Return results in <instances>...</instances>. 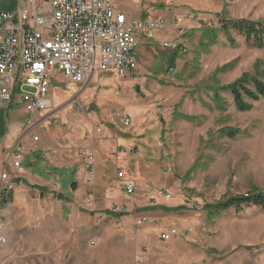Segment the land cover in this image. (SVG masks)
Wrapping results in <instances>:
<instances>
[{
	"label": "rangeland",
	"instance_id": "rangeland-1",
	"mask_svg": "<svg viewBox=\"0 0 264 264\" xmlns=\"http://www.w3.org/2000/svg\"><path fill=\"white\" fill-rule=\"evenodd\" d=\"M168 1L116 3L125 7L140 3L142 16L169 20L172 11ZM173 1L177 15H184L188 9L196 13L194 19H184L174 28L177 33L183 30L172 39L177 48L149 43L145 46L149 53L133 73L125 76L96 72L86 83L73 84L55 73L50 90L52 108L44 112L41 128H53L61 144L65 141V151L60 153L65 162L75 156L88 137L143 131L140 151L133 153V144L123 147L120 143L118 155L132 159L129 170L137 162L158 182L161 151L162 178L171 184L155 188L151 196L139 197L146 203L164 202L180 205L181 209L161 211V218L148 217L141 226L132 222L130 231L125 232L113 215H93L84 202L60 217L53 204H38L33 194L25 203L0 205V232L7 238L0 243V264H264L263 209L244 206L240 211L229 209L208 217L203 208L228 195L264 191V102L251 101V108L241 111L229 92L220 91L225 106L218 107L209 89L231 83L243 73L254 74L255 63H264V47L247 45L235 32L229 35L234 42L222 32L217 34V43L209 44L208 38H202L205 28L219 27L220 16L264 19V0ZM163 30L170 33L169 28ZM259 73L264 80V70ZM22 109L21 105L14 106L12 114L27 125L32 114ZM126 116L129 126L124 125ZM95 125L102 126L100 132ZM226 127L240 133L230 139L221 132ZM154 155L156 160L150 161ZM31 158L29 155L23 161L25 170L45 179L52 172V181L64 196H70L76 179L74 169L50 167L40 160L29 166ZM192 163L197 165L196 170L186 174ZM51 193L55 196V189ZM53 203L58 207V202ZM114 203L124 204V215L134 216L138 211L128 207L125 200ZM149 223L160 229L173 225L180 231H192L175 241L161 242L160 247L150 246L142 239ZM93 238L96 245L90 244Z\"/></svg>",
	"mask_w": 264,
	"mask_h": 264
},
{
	"label": "built area",
	"instance_id": "built-area-1",
	"mask_svg": "<svg viewBox=\"0 0 264 264\" xmlns=\"http://www.w3.org/2000/svg\"><path fill=\"white\" fill-rule=\"evenodd\" d=\"M167 7L172 11L169 20L153 15L128 20L118 11L116 0H25L17 11H0V106L21 105L31 113L24 136L37 141L35 129L43 119L40 114L52 108L50 86L54 74L59 72L73 84H84L96 72L119 76L133 73L137 68L134 50L140 33L153 38L155 32L168 26L178 28L184 19L196 16L191 9L182 16L175 14L173 0L167 2ZM163 45L177 48L172 41ZM129 122L125 117L124 125ZM95 130L100 132L101 126L95 125ZM80 151L86 156L85 184L92 185L94 151ZM25 152L26 146L20 140L7 153L6 165L12 172L4 167L0 171V197L14 189V179L23 170ZM121 178L123 172L118 170L108 185L116 186ZM125 190L133 192L134 184L126 183ZM113 208L123 211L124 205ZM147 220V216H139L134 225L141 226ZM191 231L186 228L184 233L189 235ZM176 234L178 229L171 226L160 233V238L166 241ZM5 242L0 235V243ZM90 244L96 245L97 239H91Z\"/></svg>",
	"mask_w": 264,
	"mask_h": 264
},
{
	"label": "crops",
	"instance_id": "crops-1",
	"mask_svg": "<svg viewBox=\"0 0 264 264\" xmlns=\"http://www.w3.org/2000/svg\"><path fill=\"white\" fill-rule=\"evenodd\" d=\"M24 5L25 0H0V11L14 12ZM116 7L118 11L124 14L128 20H137L147 16H142L144 11L138 9L140 7V3L137 7H134L133 4L130 7H125L123 4L121 5L120 3H116ZM167 28H169L170 33H162L165 30H160L154 33L153 38H147L141 33L138 35V42L134 50L137 65H139L140 60L145 58V54L149 53L148 48H145V46H148L149 43L159 44L160 42H170L172 41L173 37L177 38L178 33L174 31V28L170 26ZM139 45L142 47H139ZM56 73L58 74L59 72ZM51 102L53 104L52 99ZM14 106L9 108L0 106V171L4 167L9 173L12 172L10 167L6 165L7 153H9L14 145L21 140L26 146V152L24 153L23 161H25L29 155L32 157L31 162L28 163L29 166L34 165L36 162H38V160H40L42 164L49 165L50 167H56L58 169L63 167L72 168L76 171V179L75 182L71 184L72 193L70 196H64L59 190L58 186L52 181V172H48L50 177L45 179L40 175L33 174L23 168L20 177H15L14 179V189L9 194L5 195L6 201L0 202V205L2 204V206H4L10 202L14 205L25 203L27 199H32L33 194H36L38 204H53L55 211L59 213L60 217H63L65 213H68L70 210H72L73 206L84 202L90 206V212H92L93 215L98 214L102 215V217L113 215L114 220L121 222V224L124 226L125 232L130 231L132 222L134 223V217L138 214L149 213L147 217L152 218L153 216V218H156V216H159L158 218H161V211L167 213L181 209L180 205H169L164 204V202H155L151 200L146 203L141 197H139L140 194H147L148 196H151L154 193L155 188L159 186L166 187L167 185L170 186L171 184L169 179L164 180V177L162 178L161 151L158 159L160 162H157V178H159L158 182H156V179L150 172L143 169L137 164V162H134V167L132 166V170H129L128 166L132 164V159L129 160V156L119 157L118 155V147L120 143H123V147L133 144V148L131 149L133 153L140 151L142 149V144H144L143 138L145 135L143 131L141 133H137L132 130L126 136L107 134L106 137L102 138L98 135H94L92 138L88 137L85 140V145L77 148L75 156L73 158L71 157L68 162H65V160L60 158V153L65 151V141L63 140V144H61V140L53 133V128L49 129V131H43L41 128L42 124H44L43 121L40 126L38 125L35 129V134L38 135L37 141H31V139L25 137L24 132L26 125L24 122L16 119L12 114ZM22 108L23 107L21 106V109ZM45 114L46 113H44V115L41 117H45ZM129 125L130 122L127 126ZM84 148L93 149L95 154L94 181L92 185L85 184L86 156L80 151ZM40 150L43 151L41 155L34 154ZM120 153L124 154L127 152L121 151ZM154 160H156L155 155L153 159H150V161ZM118 170L123 172V178H121L116 186L111 187L108 185V181L116 176ZM126 183L134 184L133 192H126ZM114 188L120 189L119 191H115ZM54 189L56 191L55 196L51 193V191ZM54 200L58 202V207L57 205H54ZM121 200H125V204H127L128 207L130 206V208L138 210L134 216L124 215L123 211H117L115 208L112 209L113 205H124L114 203L120 202ZM127 200L129 201L127 202ZM139 216L143 215H138L137 217ZM3 217L5 218L4 215L1 218L3 219ZM1 224L2 223H0V225ZM122 225H120V227H122ZM171 226L173 225H170L169 227ZM166 229L167 228L160 229L157 224L149 223L143 232L142 239H144L150 246L157 245L160 247L161 242L168 243L171 240L175 241L176 239H179V236L184 235L185 232L184 230L180 231L178 229V234L174 235L169 240L164 241L160 238V233ZM0 235L4 236L7 240L3 233L0 232Z\"/></svg>",
	"mask_w": 264,
	"mask_h": 264
},
{
	"label": "trees",
	"instance_id": "trees-1",
	"mask_svg": "<svg viewBox=\"0 0 264 264\" xmlns=\"http://www.w3.org/2000/svg\"><path fill=\"white\" fill-rule=\"evenodd\" d=\"M219 23L220 25L216 29L205 28L203 30L202 38H208L209 44L217 43V34L220 32L227 35L229 41L234 42L233 38L229 35L231 32H235L244 38L247 45L259 48L264 47V19L252 21L243 18L228 19L220 16ZM263 66L264 63L262 61H257L253 67L254 74L243 73L231 83L210 87L209 89L213 93L212 100L216 106L219 107L220 104L225 106L219 95L220 91L229 92L236 108L241 111L249 110L251 108V101L262 100L264 102V80L260 78L259 73L264 70ZM221 132L230 139L235 138L240 133L231 127L221 129ZM194 163L190 166L186 174L196 170L197 165ZM5 198V195L2 196L0 202H5ZM244 206H256L264 210V191L228 195L214 203H206L203 208L207 212L208 217H213L229 209L240 211Z\"/></svg>",
	"mask_w": 264,
	"mask_h": 264
}]
</instances>
